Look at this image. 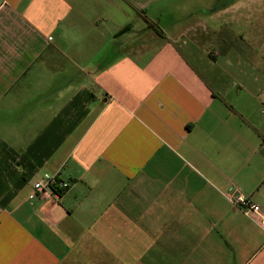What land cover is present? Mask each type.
I'll use <instances>...</instances> for the list:
<instances>
[{
    "label": "crops",
    "instance_id": "0c3cea01",
    "mask_svg": "<svg viewBox=\"0 0 264 264\" xmlns=\"http://www.w3.org/2000/svg\"><path fill=\"white\" fill-rule=\"evenodd\" d=\"M262 217L264 0H0V264H264Z\"/></svg>",
    "mask_w": 264,
    "mask_h": 264
},
{
    "label": "built area",
    "instance_id": "2783aa9c",
    "mask_svg": "<svg viewBox=\"0 0 264 264\" xmlns=\"http://www.w3.org/2000/svg\"><path fill=\"white\" fill-rule=\"evenodd\" d=\"M68 188V183L60 181L54 175H43V177L34 182L32 185L33 193L29 196V199H32L35 194L49 195L58 197L60 193ZM224 198L228 203L233 207L240 209L248 216L260 217V208L257 205H254L252 201L244 197L243 195L236 192L234 189L224 193ZM261 225H264V218L260 220Z\"/></svg>",
    "mask_w": 264,
    "mask_h": 264
}]
</instances>
